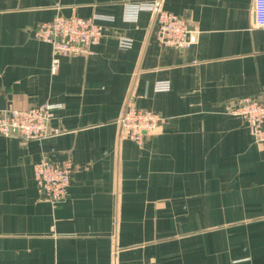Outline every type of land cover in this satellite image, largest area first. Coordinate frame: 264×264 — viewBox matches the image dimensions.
<instances>
[{
	"label": "crops",
	"instance_id": "0c3cea01",
	"mask_svg": "<svg viewBox=\"0 0 264 264\" xmlns=\"http://www.w3.org/2000/svg\"><path fill=\"white\" fill-rule=\"evenodd\" d=\"M162 3L187 46L161 44L150 11L126 21L123 0H0V109L62 104L51 134L0 135V264H264V142L234 112L264 100L255 0ZM72 13L112 20L53 68L35 28ZM129 100L162 117L142 145L121 132ZM43 158L73 162L68 199L40 193Z\"/></svg>",
	"mask_w": 264,
	"mask_h": 264
},
{
	"label": "built area",
	"instance_id": "2783aa9c",
	"mask_svg": "<svg viewBox=\"0 0 264 264\" xmlns=\"http://www.w3.org/2000/svg\"><path fill=\"white\" fill-rule=\"evenodd\" d=\"M124 1V19L137 21L140 12L150 11L158 23L157 37L161 44L185 47L190 43L191 31L188 23L164 8L162 0ZM254 24L264 28V0H255ZM102 20H112L110 16H81L58 14L49 21L38 24L35 35L48 42L53 50V68L60 56L86 55L104 36ZM119 44L130 47L132 40L119 39ZM170 82H156V91H167ZM61 103L44 102L24 109H0V135L17 136L24 140L36 139L51 134L50 121ZM234 112L244 118L256 142H264V100L243 97L235 105ZM162 117L151 109L139 108L129 100L119 119L121 132L139 145L145 137L158 128ZM58 133L54 130L53 134ZM34 177L40 193L54 203L62 202L70 196L74 164L71 160L57 162L43 158L34 163Z\"/></svg>",
	"mask_w": 264,
	"mask_h": 264
},
{
	"label": "rangeland",
	"instance_id": "374dc122",
	"mask_svg": "<svg viewBox=\"0 0 264 264\" xmlns=\"http://www.w3.org/2000/svg\"><path fill=\"white\" fill-rule=\"evenodd\" d=\"M40 24V23H39Z\"/></svg>",
	"mask_w": 264,
	"mask_h": 264
}]
</instances>
